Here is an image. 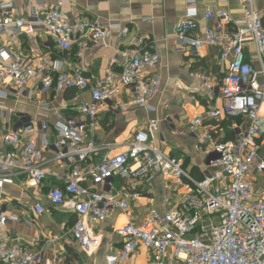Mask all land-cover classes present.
I'll return each mask as SVG.
<instances>
[{
  "label": "built area",
  "instance_id": "built-area-1",
  "mask_svg": "<svg viewBox=\"0 0 264 264\" xmlns=\"http://www.w3.org/2000/svg\"><path fill=\"white\" fill-rule=\"evenodd\" d=\"M46 1L48 5L35 3L23 18L14 12L13 1H0V35L9 30L28 35L41 31L61 55L60 59H53L50 53L28 58L0 49V85L22 91L33 83L28 100L54 117L53 125L46 114L39 121L22 120L19 127L1 135L6 151H0V172L9 179L0 177V182L11 184L20 178L21 186L38 188L51 175L46 169L50 165L63 170L62 179L48 188L44 200L50 207L74 215L70 245L85 254L94 253L101 244V235L90 225L104 222L115 212L124 215L126 224L115 231L122 247L106 255L105 264H126L139 248L148 251L147 264H264V199L254 198V177L264 175V26L253 0H239L242 15L238 19L226 11H204L200 35L195 0H185L184 19L175 27L177 52L213 48L223 75L218 86L219 106L188 123L190 135L210 153L209 172L200 179L152 144L157 120L135 132L123 153L110 156V147L96 142L101 105L112 103L122 91L129 93L132 106L146 108L153 99L156 82L141 72L153 69L158 55L152 45L133 54L117 51L119 71L113 70L114 59L103 78L90 79L83 65L85 55L105 46L111 31L125 35L127 29L119 24L104 26L81 14L66 17L62 0ZM143 43L138 39L139 45ZM191 77L207 93L214 92L209 73L194 72ZM66 91L75 95L68 105L52 111L46 97ZM84 93L90 102L74 105ZM122 106L115 103L110 108ZM71 109L73 116L68 114ZM224 119H240L246 126H234L225 134L214 123ZM35 130L42 134V146L50 152L48 159H42L35 141L27 137ZM94 158L98 160L94 162ZM157 177L166 192L162 208L139 218L133 213L134 203L141 198L135 184H150ZM46 212L42 203L33 204L35 216ZM11 220L0 195V228ZM0 264L46 262L42 251L15 237L13 242L0 238Z\"/></svg>",
  "mask_w": 264,
  "mask_h": 264
},
{
  "label": "crops",
  "instance_id": "crops-1",
  "mask_svg": "<svg viewBox=\"0 0 264 264\" xmlns=\"http://www.w3.org/2000/svg\"><path fill=\"white\" fill-rule=\"evenodd\" d=\"M0 1L3 3L13 1L14 12L22 18L29 13L35 3L44 1L45 4H49L46 0ZM22 1L23 6L19 4ZM62 2V13L66 17L81 14L104 26L119 24L127 29L125 35H121L118 30L111 31L105 40V46L91 50L85 55L83 65L87 69L88 78H103L109 62L114 59L117 63L113 65V70L119 71L121 59L117 51H128L133 54L140 52L147 45H152L158 55L157 65L151 70L141 72L156 82L153 99L146 108L132 106L129 93L122 91L112 103L101 105L97 114L100 129L95 134L96 142L110 147L109 155L123 153L135 132L143 130L149 121L157 120L158 131L152 144L165 155L179 160L184 170L193 178L198 179L207 174L209 169L206 165L210 153L190 135L188 123L207 109L219 106L218 86L223 75L217 67V53L213 48L203 47L197 53L190 50L184 54L177 52L178 43L174 38V31L176 25L184 19L185 0H62ZM253 6L264 26V0H253ZM195 7L199 15L198 35L204 26L201 14L206 10L226 11L237 19L242 15L239 0H195ZM138 39H142L144 43L139 45ZM1 48L28 58L46 53H50L53 59L61 58L54 50L50 39L41 31L28 35L21 30H9L0 35ZM252 49V45L249 44V52ZM194 72L211 75L216 87L212 94L207 93L201 87V83L191 77ZM177 85H180V88ZM33 86V83H28L22 91H15L9 84L0 85V138L5 131L19 127L20 121H39L45 114L49 116V125H53L54 117L51 112H44L28 100L27 93ZM74 95V91L73 94L66 91L60 96L49 95L46 98L51 110L55 111L63 105H68ZM77 101L74 105L86 104L90 102V97L88 93H84ZM115 103H121L122 108H110V105L113 106ZM68 114L75 115L72 109ZM221 121L223 120L214 123L225 134L234 126L239 128L246 126L244 121L240 125L236 121L228 124ZM27 137L35 141L42 159L50 158V152L42 146L40 132L35 130ZM4 150L0 140V151ZM92 160L95 162L98 159ZM46 169L51 175L38 188L21 186L20 178L13 179L11 184L0 182V195L6 212L12 218L4 228H0V238L8 242H13L15 237L21 239L24 244L42 251L46 264H105V256L115 253L122 247V242L115 231L126 224L125 216L115 212L104 222L90 225L101 235L100 247L94 253L85 254L78 247L71 246L69 230L75 222L74 215L52 208L44 200L48 188L62 179L63 170L55 165H50ZM3 174L0 172V177L9 179V175ZM116 185H119L118 182ZM135 187L141 193V198L134 203L135 216L142 218L150 210L162 208L161 200L166 192L161 177H157L150 184L136 183ZM254 187V198L264 199V175H255ZM36 202L42 203L47 210L39 217L32 213V206ZM148 256L146 249L139 248L126 264H147Z\"/></svg>",
  "mask_w": 264,
  "mask_h": 264
},
{
  "label": "trees",
  "instance_id": "trees-1",
  "mask_svg": "<svg viewBox=\"0 0 264 264\" xmlns=\"http://www.w3.org/2000/svg\"><path fill=\"white\" fill-rule=\"evenodd\" d=\"M68 93V92H67ZM69 94H73V91H69ZM234 121H236V122H238L237 124L238 125H240V123L242 122L240 119H235V120H232V119H228V120H226V119H224L223 121H221V123H223V124H225V123H230V122H234ZM198 179H200V178H198ZM73 225V224H72Z\"/></svg>",
  "mask_w": 264,
  "mask_h": 264
},
{
  "label": "rangeland",
  "instance_id": "rangeland-1",
  "mask_svg": "<svg viewBox=\"0 0 264 264\" xmlns=\"http://www.w3.org/2000/svg\"><path fill=\"white\" fill-rule=\"evenodd\" d=\"M263 114V112H261V115ZM110 156H114V155H110Z\"/></svg>",
  "mask_w": 264,
  "mask_h": 264
}]
</instances>
